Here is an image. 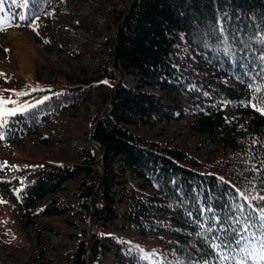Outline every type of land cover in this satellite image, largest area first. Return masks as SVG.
<instances>
[{"label": "trees", "instance_id": "16d2710c", "mask_svg": "<svg viewBox=\"0 0 264 264\" xmlns=\"http://www.w3.org/2000/svg\"><path fill=\"white\" fill-rule=\"evenodd\" d=\"M52 1L3 0L0 22L27 27ZM119 2L116 38L101 64L41 100L38 91L19 96L27 111L0 127L4 141L17 142L97 96L90 136L101 154L92 142L79 163L27 172L20 213L33 217L40 204L38 215L67 213L71 205L57 194L76 181L94 225L154 233L161 251L151 261L94 231L91 250L80 240L73 264H87L89 252L95 264L101 248H115L132 264H239L244 247H259L264 210V115L250 106L264 96V0ZM185 117L194 133L218 145L211 162L134 130ZM248 217L253 226L245 232ZM234 230L244 236L239 246Z\"/></svg>", "mask_w": 264, "mask_h": 264}, {"label": "rangeland", "instance_id": "374dc122", "mask_svg": "<svg viewBox=\"0 0 264 264\" xmlns=\"http://www.w3.org/2000/svg\"><path fill=\"white\" fill-rule=\"evenodd\" d=\"M123 5L119 0H53L45 14L27 27L10 28L8 21L0 22L6 28L0 32V73L5 74L0 77V94L17 101L19 96L4 90L29 94L38 91L42 94L37 100H41L59 90V86L71 84L68 77L90 75L110 51L117 32L116 10ZM92 99L66 110L20 141L0 138V199L5 201L0 203V264H73L78 242L85 239L91 244L90 234L94 231L101 237H115L127 244L128 251L145 254L151 261L155 253H160L154 233L147 236L134 229L121 231L94 225L92 207L87 211L79 205L76 181L67 191L57 194L71 205L67 213L38 215L43 204L33 217L20 213L17 193L27 172L49 165L79 163L83 149L92 144L90 133L98 115L97 96ZM17 106L21 105H9ZM227 110L230 117L234 116L230 106ZM134 130L151 140L187 148L189 153L209 162L220 153L215 150L216 143L190 129L187 117ZM84 231L89 233L87 238ZM101 243L112 247L107 240ZM101 251L95 264H132L129 259L116 256L115 248ZM86 260L92 264L90 252Z\"/></svg>", "mask_w": 264, "mask_h": 264}, {"label": "snow or ice", "instance_id": "6c2138e0", "mask_svg": "<svg viewBox=\"0 0 264 264\" xmlns=\"http://www.w3.org/2000/svg\"><path fill=\"white\" fill-rule=\"evenodd\" d=\"M25 4L28 3V0H24ZM0 11H3V0H0ZM21 19H24V17H21ZM38 19V17H36ZM34 27V31H35ZM6 31V28L0 24V32ZM4 73H0V77H4ZM107 83V82H105ZM4 91H11L13 95L15 96H25L29 93L26 92H17L16 90H4ZM258 104L250 105L256 109V111L260 112L262 115H264V96L258 97ZM42 103V101H40ZM9 105H18V101L15 99H12L11 97L5 98L2 94H0V127H3L7 123V118L16 116L18 114L24 113L27 111V109L23 106H17V107H9ZM0 138H3L0 136ZM19 195V193H17ZM261 199H264V197H261ZM2 199H0V203H4ZM262 214L259 217L260 223L257 226L258 230L260 231V236L258 240L259 247H253L251 250H249L248 247H244L242 249L244 253V257L239 262V264H248V260H254L255 264H264V210H261ZM246 227L244 228L245 232H248V229L253 226L252 218L248 217L245 220ZM251 235L253 237H256V232H251ZM244 239V236L241 235L238 231L234 230V243L235 245L239 246ZM231 243V241L229 242ZM137 248L139 246H136ZM219 247V246H218ZM223 247H229V244H225ZM230 258L234 259V257H230L227 254L222 255V259L224 261L229 260Z\"/></svg>", "mask_w": 264, "mask_h": 264}, {"label": "water", "instance_id": "95a60500", "mask_svg": "<svg viewBox=\"0 0 264 264\" xmlns=\"http://www.w3.org/2000/svg\"><path fill=\"white\" fill-rule=\"evenodd\" d=\"M128 7V6H127ZM126 7V8H127ZM94 144L99 148V154H101V147H100V145L98 144V143H96V142H94ZM100 172V171H99ZM91 204H92V202H91ZM91 221H92V223H93V214H91ZM89 247H90V250H91V244L89 243Z\"/></svg>", "mask_w": 264, "mask_h": 264}]
</instances>
